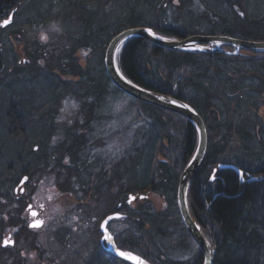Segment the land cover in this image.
Returning a JSON list of instances; mask_svg holds the SVG:
<instances>
[{
  "label": "trees",
  "instance_id": "trees-1",
  "mask_svg": "<svg viewBox=\"0 0 264 264\" xmlns=\"http://www.w3.org/2000/svg\"><path fill=\"white\" fill-rule=\"evenodd\" d=\"M58 1L44 2L40 11L31 13L29 7L36 0H24L14 26L0 31V203L3 201L2 206L6 204L8 211L6 217L1 214L0 235L8 226L3 224L8 217L9 225L23 224L27 229L22 214L26 209L27 201L22 200L25 194L19 196L12 191L23 175L28 178L27 188L36 174H54L56 169L61 171L57 177L66 179L63 186L67 187L73 178L79 187L85 186L84 182L90 186L91 174L102 158L87 162L88 156L83 160L79 154L91 147L92 139L81 135V128L76 125L62 129L68 144L54 147L52 142L61 132L57 122L69 94L82 101L78 121L86 120L85 115L90 112L82 127V131L90 128V137L95 131L93 125L104 120L98 111L105 108L108 98L125 94L113 84L105 67L106 50L116 35L126 29L149 27L163 37L180 40L228 36L264 41V5H259V0H60V9L48 15ZM116 1L122 4L117 11L112 10ZM251 3L257 5L256 10ZM171 11L175 13L171 15ZM20 19L22 23L17 25ZM27 19L32 21L30 25L25 24ZM172 19L175 23H170ZM53 20L62 29L55 37L56 44L37 39L31 43L30 53L24 48V53L16 51L14 43L25 40L21 27H41ZM78 52H84L86 57H80ZM263 59L264 53L233 56L173 51L143 38L127 41L118 55L120 69L130 80L190 104L205 121L208 150L188 201L192 215L216 250L214 264H264V182L242 189L235 174L229 172L222 195L217 198L211 193L210 182L213 169L222 163L264 170V68L256 67ZM216 64L232 66L233 70L222 74ZM218 99L223 108L217 106ZM134 100L156 134L146 139L149 150L144 149L139 158L140 164L142 157L151 156L146 180L142 184L131 175L128 165L123 166L122 193L126 199L129 193H147V186L156 189H150L155 194L154 201L148 199L139 206L141 219L136 223V237L129 236L126 243L136 245V252L154 264H202L204 258H199L198 247L184 225L177 203L181 174L197 148V130L175 113ZM167 114L179 121L166 118ZM131 128L126 127V132ZM12 150L15 163L7 167L3 159L11 157ZM138 152L135 146L132 160L136 161ZM58 155L61 157L57 159ZM63 158L69 160L67 165ZM104 166L105 162L101 171ZM99 179L101 182V173ZM133 184L136 189H128ZM92 196L100 202L99 193ZM79 208L76 216L86 215V222H91L92 209ZM65 251H70V247H61L57 253L60 259L68 255ZM178 251L182 257L175 259L177 254L173 253ZM89 260L86 259L87 264ZM76 262L69 264H85L81 257ZM48 264H54V257Z\"/></svg>",
  "mask_w": 264,
  "mask_h": 264
},
{
  "label": "rangeland",
  "instance_id": "rangeland-1",
  "mask_svg": "<svg viewBox=\"0 0 264 264\" xmlns=\"http://www.w3.org/2000/svg\"><path fill=\"white\" fill-rule=\"evenodd\" d=\"M44 2H49V0H36V2L31 7H29L31 13L36 11V9H38L40 11L42 9V5ZM60 3H61L60 0L58 2H55V5L57 8L55 7V5H53V10L51 12H49L48 15H51V13L58 11L61 7ZM258 4L264 5V0H259ZM121 5L122 4L120 3V1H116L113 4L114 8L113 9L111 8V9L112 10L116 9V11H117L121 8L120 7ZM251 6L254 10H256V8H257L256 4L251 3ZM51 9L52 8L50 7V10ZM116 11H113V13H115ZM174 13L175 12H173V11L170 12L171 15H173ZM51 17H54V16H51ZM20 21H21V19L17 22V25L22 23V21L21 22ZM24 22H25V24L30 25V23L32 21L30 19H27ZM170 23H175V20H173V19L170 20ZM60 28L61 27L58 25V23L55 20H53L47 24H44V26H41V27L39 25H37V26L32 25V28H30V26H26L24 28L21 27V31L24 33V39L25 40L19 44L14 43L15 49L18 53L19 52L24 53V51L22 50L24 48L27 50L26 52L28 54V53H30V47L32 46L31 43H33V41H35L37 39L41 40L44 43H49L51 45L56 44L55 37L59 36V33L62 31V29H60ZM182 28H185V27L182 25ZM22 37H23V34H22ZM45 37H46V39H45ZM78 55L80 57H86L84 52H78ZM20 56H21L20 58H23L22 54H20ZM82 64L85 65L86 61H83ZM243 64H246V62L243 61ZM44 66H45V64H44ZM214 66L216 69L222 71V74H224L227 71L233 70L232 66L225 67L222 64H216ZM256 67L263 70L264 59L261 60L258 64H256ZM205 70H206V68H205V66H203L202 71H205ZM118 94L119 95H117L115 97H109L108 101L105 105V108L103 107L102 110L98 111V114L102 118H104V120L103 121L100 120L101 122H98L97 123L98 125L97 124L93 125V126H95L93 128L95 129L96 132L94 131V133L91 136L92 138L88 135L90 128L85 129V131H82V127H85L86 120L89 117L90 112L87 115H85L86 120L84 119V120L78 121L79 120L78 118H80L79 115L83 111L82 106H81L82 101H80L74 95L69 94L66 97V99L64 101V105L61 107V110H60V115H59L57 123L59 124V128L61 129V132L58 133V135L54 138V140L52 142L54 144V147H57L59 144H62V143H65V144L69 143L66 140L64 133L62 132V129L63 130L64 129H70L72 127H75L76 125H79V127L81 128L80 134L81 135L85 134L87 138L92 139V141H89L91 147H89L87 150L80 151L79 157L84 160V157L88 156L87 162H89L90 159L91 160L95 159L96 157L102 158L97 169L94 170V172L91 174L93 176H95V175L96 176L95 177L91 176L90 183H89L90 186L94 185V183L97 182V180L99 179L102 164L107 159V152L106 151H108V155L110 156V154L113 153V150L117 154V156H119V160H123L124 166H126V165L129 166V170L131 171V175H135L137 180H139V181L141 180V183L143 184L142 180H146V178H147V174H148L149 166H150L149 162H150L151 156L147 155L145 157H142L140 164H139V162H140L139 158H140L141 152H143L144 149L146 152H147V150H149L147 147H145V145H147V142H148L146 139H148L150 137V135H155L156 133L154 132L153 127L151 125L147 124V122L145 121V118L142 117L141 113L143 111H142V109L141 110L139 109L134 98H132L126 94H122V95H121V93H118ZM216 104L218 107L220 106L221 108H223V102L220 99L216 100ZM169 113H172V112H169ZM263 113H264V108H263ZM172 114H170V115L167 114L168 116L166 115V118H170L172 121H175L177 123L179 121V118L175 117ZM179 116H181V115H179ZM181 117H183V116H181ZM184 119H186V118H184ZM131 126H132L131 130L126 132L125 128L131 127ZM117 128L119 130V136H118V138L116 137V139L118 140V145H115V146L113 145V150H112L111 147L109 146V144L107 146H105V143H106L105 137L108 136V134L111 133L112 131L117 132L116 131ZM175 130H176V126L173 127V131H175ZM175 133H177V132H175ZM128 135H129V137H131L132 142H130L131 139H128ZM134 142H135V146H136V151H139L138 153H136V156H137L136 161L132 160L135 156L133 153V149H135V146L133 145ZM93 146H96L97 148L96 147L92 148ZM108 147H109V149L105 150ZM91 148H92V151L90 153ZM13 152H14V150L11 151V155H10L11 157H7V159L6 158L3 159L5 163L7 161V163H6L7 167H10L11 165H13L15 163V161L12 158ZM60 157H61V155H58L57 159ZM63 161L66 163V165L69 162V160L66 158H63ZM125 161H126V163H125ZM85 169H86V167H85ZM85 169H83V171H85ZM56 170L58 173L61 172L58 169H56ZM57 172L54 174L51 173L49 175H39V176H36L37 175L36 174L34 176V178L31 179L30 185L28 186L29 188H27L26 192L24 193L25 197H24V199H22V200L27 201L26 202V208L29 204H33V209H36V208H34V205H38V203L43 202V201H45L47 203V206H46V208H47L46 214L47 215L45 216L46 220H47L46 227L42 230L31 231V233H30L27 230L30 228L29 222L26 221V219L29 218L30 214H29V211H27V209H25L24 212H22V214H23L25 222L27 223L26 224L27 229H25L23 224L9 225V219H11V218L8 217L7 220L3 222V224L5 223L8 226H6L4 228V234L0 235L1 236L0 247H1V245L5 239H9V237H10L9 235H11L12 238H14L16 233H19V234L22 233L24 235L25 243L30 242L31 245L21 246L20 247V249H22L21 251L29 253V255L32 256L31 262H34V263L38 262L41 254H43L42 261L43 262L45 261V264H48L50 261V258L54 257L52 255L53 253L51 252V249L55 248V244L57 245L55 250L60 251L61 247H63V241L65 240L64 239L65 234L63 232H59V231L63 230V229H65V230L71 229L72 230V229H74L75 225H78V229H82L85 225H87L86 217H85L86 215L85 216L79 215V218H80L79 222L80 221L83 222L80 225L79 222H76V215L73 213L74 210H71V211L67 210V211H65V213H62L60 211V207L62 205V202L60 201L61 198L67 197L68 196L67 194L70 193V195H72L76 198L75 199L76 201H79V199H81L80 197H82L83 193L79 190L81 188L77 184L76 178H73L70 181V184L67 185V187H65V186H63L64 185L63 182H66V179L65 178H58ZM62 174L64 176H66L64 172H62ZM97 176H98V178H96ZM71 183L74 186H72ZM84 184L86 187H88V185H86V182H84ZM41 187H44L45 189H41ZM56 187H61L63 189H56ZM69 189H72V190H69ZM12 191L14 192V187H13ZM74 191H76L77 194H74L75 193ZM20 195H22V194H20ZM70 195L68 197H70ZM149 199H151V200L153 199V201H154L155 198H154V196L150 195ZM156 200H158V199L156 198ZM2 202L3 201H1V203H0V217H2L1 214H3L4 217H6V214L8 213V211H6V208H5L6 204L2 206ZM7 202L8 201H6V203ZM48 205H51V206H48ZM68 205L70 207L71 203ZM95 205L99 206V207H97L98 209H101L99 204H95ZM88 218H90V217H88ZM41 227H39V228H41ZM39 228H35V229H39ZM127 230H130V229H127ZM56 232H59V233L54 236V234ZM89 239L94 244L95 238H94L93 233L91 234V228L90 227L88 228V230L86 228L82 232L74 233V236L72 237L73 242L84 243V244H85V242H88ZM55 241L59 242L60 245L55 243ZM209 241H210V239H209ZM85 250L90 251V248L85 249ZM93 251H94V248H93ZM174 254H177V255H174ZM182 254L183 253H180L179 251L173 253V255L175 256L174 257L175 259L181 258ZM2 255L6 256L7 254L4 253ZM82 255H83V256H81L82 261H85V257H86V259L89 257V254H86V253H82ZM23 260L26 262L25 259H23ZM10 262H12V261H10ZM2 263H5V262H2ZM12 264H15V263L12 262Z\"/></svg>",
  "mask_w": 264,
  "mask_h": 264
},
{
  "label": "flooded vegetation",
  "instance_id": "flooded-vegetation-1",
  "mask_svg": "<svg viewBox=\"0 0 264 264\" xmlns=\"http://www.w3.org/2000/svg\"><path fill=\"white\" fill-rule=\"evenodd\" d=\"M23 1L24 0H0V31L7 30L14 26L16 18L19 15H21ZM222 48L228 51H234V48H231L229 46H222ZM116 131L117 132L112 131L111 133L108 134V136L105 137L106 139L105 146L109 144L112 150H113V145L114 146L118 145V140L116 139V137L118 138L119 136L118 128ZM107 149H109V147L106 148L105 150ZM106 152H107V159L105 161V166L101 171L102 181L100 182L99 179V181L95 182L94 185L92 186L80 187L81 189L79 190L83 193V195L82 197H80L81 199H79V201H76L75 200L76 198L72 195H70V197L67 196L60 199V201L62 202L60 211L62 213H65V211L67 210L70 211L74 210L73 213L76 215L75 212L81 210V208H79L80 206L90 207L92 209V212L90 213L91 222L87 221L86 228L87 230L89 227L91 228V234L93 233L95 238L94 244L92 243V241H90L91 238L89 239L88 242L84 241L85 244L73 242L72 237L74 236V233L82 232L85 230V229H78V225H75L74 229L72 230L69 229L64 231L65 240L63 241V246L70 247V251H65L68 255H66L65 258L60 259L57 255L59 250H55L57 247L56 244H55V248H53L55 252L51 250V252L53 253L52 255L54 256V264H69L72 261L76 262L77 257L83 256L82 253L89 254L88 258H90V260L88 261V264H132L108 251V241L104 239V233L102 232L101 224L109 217L118 214V217H115L108 222L106 228L114 238L115 244L118 249L136 254V245L135 246L129 245L126 243V240L131 235H133V238L136 237V225H137L136 223H139L141 219L139 217L140 215L139 206L142 205V202H145L146 204L147 200L150 198V195L152 196L155 195L154 192L150 191V189H156V187L147 186L144 188L146 189L144 191H146L147 193H141L139 195H136V192L129 193L127 198L125 199L122 193L123 189H125L124 176H123L124 162L123 160H119V156H117L114 150L113 153L110 154V156L108 155V151ZM223 164H230V163H222L217 168H214L213 174L210 178V182L213 184L211 193L214 198H217L218 196L222 195L221 189L224 188V184H226L227 182L226 178L229 172L235 174V176L238 178L239 184L242 187V189H245L254 183L264 182V170H262L260 167L255 170H252V168H247L244 165L231 164L236 166L241 171L239 172L238 170H234V169L220 168V166ZM24 176H26V174L23 175L22 178ZM21 181H22L21 178L18 179L14 186V193L19 196L20 194L23 195L27 189L26 186L27 183L23 186H20ZM199 182L203 183L201 179ZM41 189H45V188L41 187ZM56 189H63V188L56 187ZM128 189H136V184L131 185V187H129ZM94 193L100 194V202L93 200L92 194ZM110 193H113L111 198L109 197ZM86 195L88 196L85 198ZM156 198L160 200V197L157 195ZM111 200H113V202H111ZM70 203L71 205L69 207L68 204ZM95 204H99L101 209H98L97 207L99 206ZM155 204L158 205L156 201ZM46 206L47 203L45 201L38 203V205H34V208H36L37 215L35 217L29 216V218H27L26 221L29 222V225L34 220H40L43 223H42V227L39 229H35V228L32 229L29 226L30 231L42 230L46 227L47 224V220L45 217L47 215ZM79 220L80 218L77 215L76 222H79ZM82 223L83 222L81 221L79 222L80 225ZM26 224L27 223L25 222V225ZM59 232H56L54 236ZM9 236H10L9 240H13L14 243L8 244L6 247L2 246L3 249L0 251V264H12V262H14L15 264H45V261L44 262L42 261L43 254H41L39 261L34 263L31 262L32 256H30L29 253L21 251L22 250L20 249L21 246L31 245L30 242L25 243L24 235L22 233L20 234L16 233L14 238H12L11 235ZM55 243L60 245L59 242L55 241ZM88 248H90V251L85 250ZM4 253L7 254L6 255L7 257L2 255ZM200 257L204 258L203 254L199 250V258ZM144 258H146L148 261L154 264V262H152L146 256H144ZM23 259H25L26 262ZM84 262L85 264H87L86 257ZM76 263H80V261ZM202 264H204V259Z\"/></svg>",
  "mask_w": 264,
  "mask_h": 264
},
{
  "label": "water",
  "instance_id": "water-1",
  "mask_svg": "<svg viewBox=\"0 0 264 264\" xmlns=\"http://www.w3.org/2000/svg\"><path fill=\"white\" fill-rule=\"evenodd\" d=\"M146 29H150L151 33H153L154 35H150L149 32L146 31ZM132 38L147 39L160 48L173 51L188 52L196 50L210 53H224L233 56L241 55L246 51L251 53H264V41H250L228 36H193L180 40L163 37L149 27H137L126 29L116 35L108 45L105 54L106 71L113 84L119 90L138 101L158 107L165 111L181 115L195 126L198 133V144L193 157L187 164L180 177L177 203L180 215L189 235L198 245L201 253L204 256V264H214L216 250L212 246L200 224L192 215L188 201L190 187L204 163L208 150L209 134L206 124L202 116L190 104L167 94L145 89L144 87L134 83L122 72L118 63V54L122 46ZM222 46H229L231 48H234V51H228L222 48ZM121 77H123V79ZM173 101H175V103H173ZM183 105H187V107H183ZM220 168L234 169L241 172L236 166L231 164L221 165ZM27 179L28 178L25 177L22 181V184H24ZM31 207L32 205L29 208ZM32 213H35L37 215L36 211H32L31 214ZM111 217L112 219L118 217V214ZM107 220L109 222L111 219ZM102 232L104 233V236L106 234L111 235L108 230L107 232L102 230ZM7 242L8 241H5L4 245H7ZM113 244L115 245V247L113 246ZM108 251L120 258L131 262L132 264H139L140 260L144 261V264H152L138 254L119 250L115 244L114 238L111 243L108 241ZM119 252H124L127 254V256H121L118 254ZM133 257L137 259H133Z\"/></svg>",
  "mask_w": 264,
  "mask_h": 264
},
{
  "label": "snow or ice",
  "instance_id": "snow-or-ice-1",
  "mask_svg": "<svg viewBox=\"0 0 264 264\" xmlns=\"http://www.w3.org/2000/svg\"><path fill=\"white\" fill-rule=\"evenodd\" d=\"M146 31H148L150 35H154L153 33H151V30H150V29H146ZM45 39H46V37H45ZM121 78L123 79V77H121ZM129 83H130V82H129ZM173 103H175V101H173ZM183 107H187V105H183ZM32 215L35 216L36 214H35V213H32ZM108 219L110 220V219H112V217H109ZM42 223H43L42 221H36V222L32 223V224L29 225V226H30V227H33V228H39V227L41 226ZM107 224H108V220H105V221L101 224V228H102V230H104L105 232H107V228L105 227ZM104 239L107 240V241H109L110 243L113 241V237H112L111 235H107V234L104 236ZM113 246L115 247L114 244H113ZM118 254L121 255V256H127V254L124 253V252H119ZM133 259H137V258L133 257ZM139 264H144V261L140 260V261H139Z\"/></svg>",
  "mask_w": 264,
  "mask_h": 264
},
{
  "label": "bare ground",
  "instance_id": "bare-ground-1",
  "mask_svg": "<svg viewBox=\"0 0 264 264\" xmlns=\"http://www.w3.org/2000/svg\"><path fill=\"white\" fill-rule=\"evenodd\" d=\"M192 186V185H191ZM191 188V187H190Z\"/></svg>",
  "mask_w": 264,
  "mask_h": 264
}]
</instances>
